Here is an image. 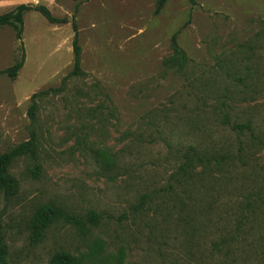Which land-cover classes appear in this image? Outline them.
Returning <instances> with one entry per match:
<instances>
[{
  "label": "rangeland",
  "instance_id": "rangeland-1",
  "mask_svg": "<svg viewBox=\"0 0 264 264\" xmlns=\"http://www.w3.org/2000/svg\"><path fill=\"white\" fill-rule=\"evenodd\" d=\"M20 4V37L0 25V264H264V0H0V14ZM48 201L83 223L34 240Z\"/></svg>",
  "mask_w": 264,
  "mask_h": 264
},
{
  "label": "trees",
  "instance_id": "trees-1",
  "mask_svg": "<svg viewBox=\"0 0 264 264\" xmlns=\"http://www.w3.org/2000/svg\"><path fill=\"white\" fill-rule=\"evenodd\" d=\"M30 9V6L25 5V4H20L17 7H15L14 10L0 14V25H5V24H14L18 26L17 29V36L18 38L20 37L21 34V26H22V16L23 13ZM36 10H39L44 16H46L50 20H55V18H52L50 15V12L48 9L44 6H38L36 7ZM75 43V41H74ZM74 51L75 54L77 55L78 52V47L74 44ZM77 58H75V61ZM22 65V60L15 63L14 66L7 71V74L9 77H15L17 74L18 69ZM77 63H75V66ZM28 114L29 116L32 117L34 114V105L32 104L30 108H28ZM239 128L247 127L249 128L248 124L244 125H237ZM28 149V144H24L18 148L19 150H27ZM13 154H17L16 152H12ZM204 155H198L195 154V152H191L190 155L186 156V160L181 166V172L186 173L187 167L190 163H193L194 160L202 162ZM9 156L5 157L3 155H0V172L4 171L5 164L8 162ZM105 159L108 160L109 164H113V160L109 155H105ZM216 161V160H215ZM10 185V181L7 179H0V189H3L5 191L8 190V187ZM144 198H140V202H142ZM86 218L92 223L95 224L97 223V213L94 210H89L86 213ZM60 220H65L68 222H75L76 224H82L83 221L79 217H76L75 215L71 214L69 210H67L64 207H61L59 205H56L55 203L48 201L46 203H43L41 206H39L33 213L32 218L30 220V238L34 240H41L45 233L48 231V228L54 224L57 223ZM97 247L99 248V244H96ZM3 259V264H8L7 261H5V258ZM67 264H77V261L75 259L71 260Z\"/></svg>",
  "mask_w": 264,
  "mask_h": 264
}]
</instances>
